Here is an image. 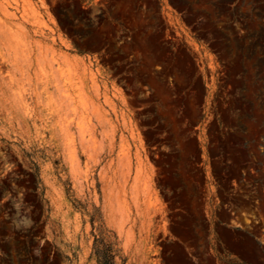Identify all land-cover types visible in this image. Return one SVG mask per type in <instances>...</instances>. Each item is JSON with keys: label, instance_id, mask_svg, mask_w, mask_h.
Listing matches in <instances>:
<instances>
[{"label": "rangeland", "instance_id": "374dc122", "mask_svg": "<svg viewBox=\"0 0 264 264\" xmlns=\"http://www.w3.org/2000/svg\"><path fill=\"white\" fill-rule=\"evenodd\" d=\"M264 264V0H0V264Z\"/></svg>", "mask_w": 264, "mask_h": 264}, {"label": "trees", "instance_id": "16d2710c", "mask_svg": "<svg viewBox=\"0 0 264 264\" xmlns=\"http://www.w3.org/2000/svg\"><path fill=\"white\" fill-rule=\"evenodd\" d=\"M114 244L113 241L105 242L102 238L95 239L93 253L98 264H116L115 259L118 253Z\"/></svg>", "mask_w": 264, "mask_h": 264}]
</instances>
